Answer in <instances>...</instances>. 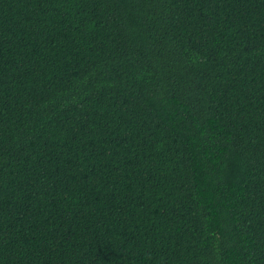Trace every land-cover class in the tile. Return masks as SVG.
Segmentation results:
<instances>
[{
  "label": "trees",
  "instance_id": "trees-1",
  "mask_svg": "<svg viewBox=\"0 0 264 264\" xmlns=\"http://www.w3.org/2000/svg\"><path fill=\"white\" fill-rule=\"evenodd\" d=\"M0 264H264V0H0Z\"/></svg>",
  "mask_w": 264,
  "mask_h": 264
}]
</instances>
